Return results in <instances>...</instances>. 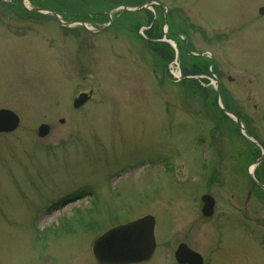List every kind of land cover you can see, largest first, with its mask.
Listing matches in <instances>:
<instances>
[{
  "label": "rangeland",
  "instance_id": "374dc122",
  "mask_svg": "<svg viewBox=\"0 0 264 264\" xmlns=\"http://www.w3.org/2000/svg\"><path fill=\"white\" fill-rule=\"evenodd\" d=\"M85 1L0 0V110L20 118L0 133V264H99L95 240L145 216L156 250L137 264H178L182 243L206 264H264V190L248 173L259 152L222 118L212 73L203 97L175 82L160 42H178L183 76L184 39L212 55L221 105L264 142V0ZM256 172L264 183V163Z\"/></svg>",
  "mask_w": 264,
  "mask_h": 264
},
{
  "label": "water",
  "instance_id": "95a60500",
  "mask_svg": "<svg viewBox=\"0 0 264 264\" xmlns=\"http://www.w3.org/2000/svg\"><path fill=\"white\" fill-rule=\"evenodd\" d=\"M261 14L264 15V8L261 9ZM89 98L88 94L79 95L74 101V107L80 108ZM19 124L20 118L14 112L0 110V133L12 132ZM50 129V126L42 125L39 128V136L41 138L47 136ZM249 176L254 183H257L250 170ZM259 186L264 188L263 185ZM202 202L203 215L212 216L216 206L215 199L207 194L202 197ZM155 226L154 217L145 216L133 223L109 230L93 244L95 259L100 264H133L147 261L156 249ZM175 255L179 264H202L200 255L185 244L179 246Z\"/></svg>",
  "mask_w": 264,
  "mask_h": 264
},
{
  "label": "trees",
  "instance_id": "16d2710c",
  "mask_svg": "<svg viewBox=\"0 0 264 264\" xmlns=\"http://www.w3.org/2000/svg\"><path fill=\"white\" fill-rule=\"evenodd\" d=\"M92 2H94V1H92ZM60 3L67 10L74 11V9H77V8H80V7L85 6L88 3V1H85V0L84 1H73V3H71V1H69V2L66 1V2H60ZM102 3L105 4V5H107V6H110V5L111 6H115V5H117V3H113L112 1H106V2H102ZM94 5H95V7H98L99 6V5H96V4H94ZM99 13H101V11L100 12H97L96 14H99ZM102 13H101V15H103ZM92 15H94V12L93 11H92ZM145 43H146V40H145ZM163 53H164V50H162V49L159 50V53L158 54H160V57L161 58H164L165 57ZM167 54H168V58L167 59L170 58V60H171L172 59V55L169 52ZM187 58L193 64V66H192V70L187 69L186 71L193 72L192 74H195V75H208L209 74V63L203 64V65H205V67L204 66H200L201 64H198L199 61L202 62L203 60H205L204 58H201V57H190V56H187ZM191 63H190V65H192ZM187 82H188V84H190L189 86L191 87V89L193 90V92H197V93L199 92L198 94L200 96H202V97L204 96V94H202L203 93V90L200 88V86H196L197 85L196 84L197 82H195V81H187ZM200 90L202 91V93L200 92ZM222 118H228V117L225 114L222 113Z\"/></svg>",
  "mask_w": 264,
  "mask_h": 264
},
{
  "label": "flooded vegetation",
  "instance_id": "af4514ba",
  "mask_svg": "<svg viewBox=\"0 0 264 264\" xmlns=\"http://www.w3.org/2000/svg\"><path fill=\"white\" fill-rule=\"evenodd\" d=\"M249 133L251 134V136L257 138L256 135H255V131H253V132L251 133V131L249 130ZM257 139H258V138H257ZM258 140H260V139H258ZM260 141H261V140H260ZM261 142L264 144L263 141H261ZM255 149H256V151H260L258 146L255 147ZM259 156H260V155H259ZM258 158H259V157H258ZM258 158H257V159H258ZM263 162H264V161H263ZM263 162H262V163H263Z\"/></svg>",
  "mask_w": 264,
  "mask_h": 264
}]
</instances>
